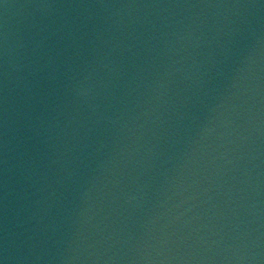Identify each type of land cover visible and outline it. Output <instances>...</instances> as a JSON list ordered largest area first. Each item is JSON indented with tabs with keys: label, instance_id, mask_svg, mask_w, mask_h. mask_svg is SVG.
<instances>
[{
	"label": "water",
	"instance_id": "water-1",
	"mask_svg": "<svg viewBox=\"0 0 264 264\" xmlns=\"http://www.w3.org/2000/svg\"><path fill=\"white\" fill-rule=\"evenodd\" d=\"M0 264H264V0H0Z\"/></svg>",
	"mask_w": 264,
	"mask_h": 264
}]
</instances>
